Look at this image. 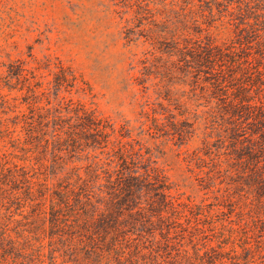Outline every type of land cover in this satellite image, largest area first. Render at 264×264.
<instances>
[{
	"label": "trees",
	"instance_id": "1",
	"mask_svg": "<svg viewBox=\"0 0 264 264\" xmlns=\"http://www.w3.org/2000/svg\"><path fill=\"white\" fill-rule=\"evenodd\" d=\"M110 1L145 48L129 80L141 131L62 96L91 90L58 59L52 89L11 72L0 264H264V0ZM169 144L202 197L159 165Z\"/></svg>",
	"mask_w": 264,
	"mask_h": 264
},
{
	"label": "rangeland",
	"instance_id": "2",
	"mask_svg": "<svg viewBox=\"0 0 264 264\" xmlns=\"http://www.w3.org/2000/svg\"><path fill=\"white\" fill-rule=\"evenodd\" d=\"M124 27L110 0H0V93L20 97L6 87L9 75L19 67L29 71L39 68L44 87L52 89L48 83L53 79L47 77L44 67L58 59L91 90L86 95L74 90L62 96L80 100L117 126L128 123L137 136L141 131L140 109L132 100L134 90L129 80L137 75L145 48L127 45ZM3 111L0 105V117H4ZM141 139L156 147L148 137ZM198 143L195 140L182 151H193ZM178 149L169 144L160 148L165 156L156 151L155 157L174 182L188 187L184 191L202 197L205 192L199 193V188L192 186L187 166L176 157Z\"/></svg>",
	"mask_w": 264,
	"mask_h": 264
}]
</instances>
